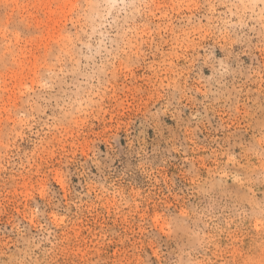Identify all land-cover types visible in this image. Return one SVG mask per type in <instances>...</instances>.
I'll return each instance as SVG.
<instances>
[{"label": "rangeland", "instance_id": "obj_1", "mask_svg": "<svg viewBox=\"0 0 264 264\" xmlns=\"http://www.w3.org/2000/svg\"><path fill=\"white\" fill-rule=\"evenodd\" d=\"M0 264H264V0H0Z\"/></svg>", "mask_w": 264, "mask_h": 264}]
</instances>
